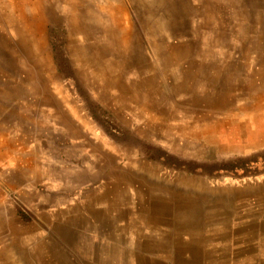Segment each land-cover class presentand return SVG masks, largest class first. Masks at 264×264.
Here are the masks:
<instances>
[{
	"label": "rangeland",
	"instance_id": "1",
	"mask_svg": "<svg viewBox=\"0 0 264 264\" xmlns=\"http://www.w3.org/2000/svg\"><path fill=\"white\" fill-rule=\"evenodd\" d=\"M261 133L264 0H0V264H264Z\"/></svg>",
	"mask_w": 264,
	"mask_h": 264
},
{
	"label": "crops",
	"instance_id": "2",
	"mask_svg": "<svg viewBox=\"0 0 264 264\" xmlns=\"http://www.w3.org/2000/svg\"><path fill=\"white\" fill-rule=\"evenodd\" d=\"M1 152H2V155H0V158L1 159H6L7 158L10 161V151H9V149L3 146L2 149H1ZM20 158H21V156L19 157V160L17 162L21 161ZM21 163H25V161L22 160ZM12 164H14V163H12ZM36 165L37 164H35V163L34 164L30 163V164L26 165V167L27 166L28 167L26 169H23L24 173H27L31 169H33V172L35 171V173H36V171H37V166ZM24 166H25V164H24ZM18 168L20 169L21 167H18ZM24 180L26 181V179H24ZM25 181H23L21 183H25ZM256 231H257V237H255L251 241H247L245 243V245H244V249H242V250H246L247 249L248 252L252 253V255L259 256L261 254L262 250H263L262 249L261 240L264 238V223L261 224V225H258Z\"/></svg>",
	"mask_w": 264,
	"mask_h": 264
},
{
	"label": "bare ground",
	"instance_id": "3",
	"mask_svg": "<svg viewBox=\"0 0 264 264\" xmlns=\"http://www.w3.org/2000/svg\"><path fill=\"white\" fill-rule=\"evenodd\" d=\"M158 118V117H157ZM216 121V120H215ZM187 127V126H186ZM261 128V127H260ZM262 134V136H264V133H261ZM222 137V136H221ZM252 141V140H251ZM259 141V140H258ZM255 142V141H254ZM264 142V141H263ZM249 143V142H248ZM254 144H257V143H254ZM0 154H2V153H0ZM261 188V187H260ZM193 193V192H192ZM222 200V199H221ZM232 203V202H231ZM215 207V206H214ZM9 219V218H8ZM17 236V235H16ZM6 245V244H5ZM13 245V244H12ZM9 246H10V244H9ZM21 251V250H20ZM23 259V258H22ZM21 262V261H20Z\"/></svg>",
	"mask_w": 264,
	"mask_h": 264
}]
</instances>
